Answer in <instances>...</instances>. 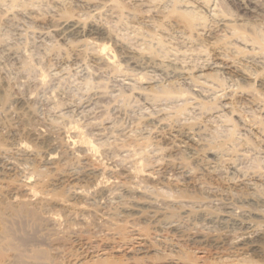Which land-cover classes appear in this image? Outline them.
Segmentation results:
<instances>
[{
	"label": "clouds",
	"instance_id": "clouds-1",
	"mask_svg": "<svg viewBox=\"0 0 264 264\" xmlns=\"http://www.w3.org/2000/svg\"><path fill=\"white\" fill-rule=\"evenodd\" d=\"M0 264H264V0H0Z\"/></svg>",
	"mask_w": 264,
	"mask_h": 264
}]
</instances>
